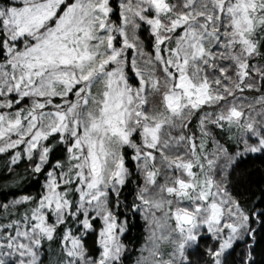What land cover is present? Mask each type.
I'll use <instances>...</instances> for the list:
<instances>
[{
    "label": "snow or ice",
    "instance_id": "1",
    "mask_svg": "<svg viewBox=\"0 0 264 264\" xmlns=\"http://www.w3.org/2000/svg\"><path fill=\"white\" fill-rule=\"evenodd\" d=\"M0 264H264V0H0Z\"/></svg>",
    "mask_w": 264,
    "mask_h": 264
},
{
    "label": "trees",
    "instance_id": "2",
    "mask_svg": "<svg viewBox=\"0 0 264 264\" xmlns=\"http://www.w3.org/2000/svg\"><path fill=\"white\" fill-rule=\"evenodd\" d=\"M254 163H255V166H259L260 161L257 160V161H255ZM248 167H249V168H252V167H253V164H251V163L248 164ZM254 178H255L256 180H261V173H260V172H257ZM138 232H139V230H134L133 233H131V235L133 236L134 239L137 237Z\"/></svg>",
    "mask_w": 264,
    "mask_h": 264
}]
</instances>
